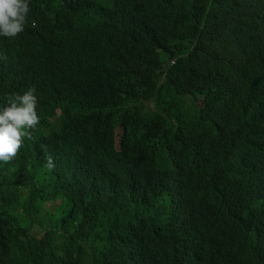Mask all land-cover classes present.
Instances as JSON below:
<instances>
[{
    "label": "trees",
    "instance_id": "1",
    "mask_svg": "<svg viewBox=\"0 0 264 264\" xmlns=\"http://www.w3.org/2000/svg\"><path fill=\"white\" fill-rule=\"evenodd\" d=\"M14 2L0 0V110L22 114L7 99L35 89L77 115L104 75L141 109L123 117L130 138L148 136L136 183L111 194L86 173L118 180L131 161L108 168L87 136L56 159L52 144L28 153L22 172L0 147V264H264V0ZM84 100L91 122L94 86ZM163 155L168 176H144L167 188L142 205L143 171ZM222 181L243 196L231 220L211 200Z\"/></svg>",
    "mask_w": 264,
    "mask_h": 264
},
{
    "label": "clouds",
    "instance_id": "2",
    "mask_svg": "<svg viewBox=\"0 0 264 264\" xmlns=\"http://www.w3.org/2000/svg\"><path fill=\"white\" fill-rule=\"evenodd\" d=\"M107 1L95 0V7H99L100 3ZM22 2L23 0H15L11 11ZM23 17L20 13H11L10 19L13 26L18 29H26L27 21ZM94 80L93 76L89 84L78 95L80 98H77V115L69 112L63 115L61 108L52 106L48 93L39 92L35 89L14 94L8 98L6 103L10 109L14 110L17 106L19 110L23 111L22 114L18 115L15 112L0 110V147L3 151L2 155L8 159L9 163L13 166L17 165L22 172V165L28 153L45 150L46 145L52 144L57 155H52V157L56 159L60 155L70 154L73 143L79 140L81 136H87L90 140L91 149L96 156L104 161L108 168H117L118 161L124 156L129 158L131 164L128 174L118 180H114L100 169L87 172L86 178L91 183H101L110 194L128 181L135 184L137 175L135 169L138 170L141 166L135 159V150L137 145L144 141L148 135L144 133V137L139 141L130 138L128 130L136 131V129L123 125V117L128 114L139 113L141 109L139 107L131 108L124 103L123 91H119L118 83L114 79L103 75L96 82ZM93 86L96 110L93 113L92 121L88 122L90 111L86 100H84V95ZM97 99L100 100L98 106L96 105ZM146 110L153 120L156 119L157 111L153 104H146ZM54 125H58L68 135L75 136L74 140L72 142H60L55 139L51 135V127ZM165 155L159 157L151 166L146 165L143 171L140 181V203L142 205L145 201H152L157 198L167 188L165 183L149 186L144 176V172L148 171L168 176L164 166ZM215 188L211 200L215 204L218 214L226 220L235 218V209L237 207L243 208V196L237 191L230 190L223 181L221 185ZM58 203L60 205V202Z\"/></svg>",
    "mask_w": 264,
    "mask_h": 264
},
{
    "label": "rangeland",
    "instance_id": "3",
    "mask_svg": "<svg viewBox=\"0 0 264 264\" xmlns=\"http://www.w3.org/2000/svg\"><path fill=\"white\" fill-rule=\"evenodd\" d=\"M52 205L53 204H51V203L46 204L45 207H44V210H48L49 208H51ZM55 205H59V203H57Z\"/></svg>",
    "mask_w": 264,
    "mask_h": 264
}]
</instances>
